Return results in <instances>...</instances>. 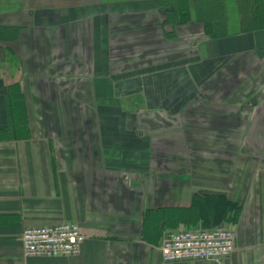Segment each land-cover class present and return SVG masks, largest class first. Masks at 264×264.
Here are the masks:
<instances>
[{"label": "crops", "instance_id": "crops-1", "mask_svg": "<svg viewBox=\"0 0 264 264\" xmlns=\"http://www.w3.org/2000/svg\"><path fill=\"white\" fill-rule=\"evenodd\" d=\"M170 9L0 0V264H264V24L211 35ZM201 194L238 202L235 251L164 262ZM65 220L77 255H24L25 228Z\"/></svg>", "mask_w": 264, "mask_h": 264}, {"label": "built area", "instance_id": "built-area-1", "mask_svg": "<svg viewBox=\"0 0 264 264\" xmlns=\"http://www.w3.org/2000/svg\"><path fill=\"white\" fill-rule=\"evenodd\" d=\"M87 234L75 221L27 227L22 234L24 255L64 256L77 255ZM236 249V231L229 226L177 229L163 239L160 246L162 260L168 263L183 261H222Z\"/></svg>", "mask_w": 264, "mask_h": 264}, {"label": "rangeland", "instance_id": "rangeland-1", "mask_svg": "<svg viewBox=\"0 0 264 264\" xmlns=\"http://www.w3.org/2000/svg\"><path fill=\"white\" fill-rule=\"evenodd\" d=\"M197 0H189V5L191 7V12L189 15V20L201 21V27H203V31L207 32L211 35H219L227 33L228 30L234 32L236 29L239 30L241 28H249L254 26H263L264 18L258 19L256 18V22L248 23L244 22L239 24V20L237 16L241 18L244 16H248L246 11L250 12V5L256 0H202L200 3H196ZM260 1V9L262 13L258 16L264 15V0ZM248 9V10H246ZM253 11H256L253 8ZM178 17V16H174ZM246 20V18H244ZM263 22H262V21ZM248 21V18H247ZM239 28V29H238ZM261 124L260 121H258ZM255 122L254 126L258 123ZM264 122V121H263ZM260 126V125H258Z\"/></svg>", "mask_w": 264, "mask_h": 264}, {"label": "trees", "instance_id": "trees-1", "mask_svg": "<svg viewBox=\"0 0 264 264\" xmlns=\"http://www.w3.org/2000/svg\"><path fill=\"white\" fill-rule=\"evenodd\" d=\"M171 9L170 12L173 16V19L176 20L179 17V20L182 22H187L190 18L191 7L189 5V0H166ZM256 12L258 15L262 13L260 9V1L256 0L253 2ZM248 10V9H246ZM248 11H246V14ZM178 16L177 18L174 16ZM201 198V200H199ZM198 199V200H197ZM198 206V217L203 220V228H211L222 225L221 222L233 221L235 222L239 211L240 206L238 202L230 201L226 199L223 194H201L199 197H194V204Z\"/></svg>", "mask_w": 264, "mask_h": 264}]
</instances>
